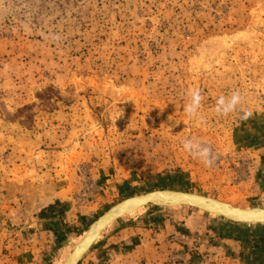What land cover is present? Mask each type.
Returning a JSON list of instances; mask_svg holds the SVG:
<instances>
[{
	"label": "rangeland",
	"instance_id": "obj_1",
	"mask_svg": "<svg viewBox=\"0 0 264 264\" xmlns=\"http://www.w3.org/2000/svg\"><path fill=\"white\" fill-rule=\"evenodd\" d=\"M234 90L246 120L214 112ZM192 136L211 168L184 152ZM156 189L264 209V0H0V264H61L111 206ZM233 223L142 206L86 254L119 224H159L176 239L151 264H264V228Z\"/></svg>",
	"mask_w": 264,
	"mask_h": 264
},
{
	"label": "water",
	"instance_id": "obj_2",
	"mask_svg": "<svg viewBox=\"0 0 264 264\" xmlns=\"http://www.w3.org/2000/svg\"><path fill=\"white\" fill-rule=\"evenodd\" d=\"M140 205H187L199 208L209 214L221 217L234 223H238L240 225L251 227L264 226V209L256 207L243 208L201 193L191 191L156 189L132 195L111 206L89 227L88 233L91 235V240L87 241V238H85L83 242L80 243L79 248L75 251L72 261L69 264H79L86 252L96 242L99 236L110 226L117 216L127 214ZM100 219L103 221L98 226H95V224L100 221ZM98 232H100L98 237L94 238Z\"/></svg>",
	"mask_w": 264,
	"mask_h": 264
},
{
	"label": "crops",
	"instance_id": "obj_3",
	"mask_svg": "<svg viewBox=\"0 0 264 264\" xmlns=\"http://www.w3.org/2000/svg\"><path fill=\"white\" fill-rule=\"evenodd\" d=\"M110 231L80 264H151L156 254L157 259L165 255V240L175 244L176 239L159 224H119Z\"/></svg>",
	"mask_w": 264,
	"mask_h": 264
},
{
	"label": "clouds",
	"instance_id": "obj_4",
	"mask_svg": "<svg viewBox=\"0 0 264 264\" xmlns=\"http://www.w3.org/2000/svg\"><path fill=\"white\" fill-rule=\"evenodd\" d=\"M187 102L183 111L189 120H193L197 125H202L204 117L200 115L204 96L199 88H189L186 91ZM244 97L239 90H234L228 95H220L215 101L214 112L217 116L228 117L232 114L238 115L239 119L246 120L252 113L243 107ZM185 153L193 159L200 161L205 167L211 168L217 155L207 142H202L198 137H185L181 141Z\"/></svg>",
	"mask_w": 264,
	"mask_h": 264
},
{
	"label": "trees",
	"instance_id": "obj_5",
	"mask_svg": "<svg viewBox=\"0 0 264 264\" xmlns=\"http://www.w3.org/2000/svg\"><path fill=\"white\" fill-rule=\"evenodd\" d=\"M233 225H234V228L236 229H241V227L242 226H240V224H238V223H233ZM246 226V225H245ZM255 228H261V229H263L264 228V226H257V227H255ZM238 236H235V235H230V234H224V235H222L221 237H231L232 239H238L239 238V234H237ZM256 240H260L259 242H255V243H252V246L254 247V249H258V248H260V247H262V248H264V237L262 236V237H259V238H257ZM261 242V243H260Z\"/></svg>",
	"mask_w": 264,
	"mask_h": 264
},
{
	"label": "bare ground",
	"instance_id": "obj_6",
	"mask_svg": "<svg viewBox=\"0 0 264 264\" xmlns=\"http://www.w3.org/2000/svg\"><path fill=\"white\" fill-rule=\"evenodd\" d=\"M142 206H145V205H140L139 207H137L136 209H138V208H140V207H142ZM147 206V205H146ZM136 209H134V210H136ZM134 210H132V211H134ZM131 212V211H130ZM103 220L102 219H100V221H98L96 224H95V226H98L101 222H102ZM89 229L87 230V232L84 234V236H83V238L76 244V247H75V251L79 248V245H80V243H82L83 242V240L85 239V238H87V241H90L91 240V235H89ZM100 232H98L97 234H96V236H94V238H97L98 237V234H99ZM94 238H93V240H94ZM92 240V241H93ZM92 243V242H91ZM75 253V252H74ZM74 255V254H73ZM73 255L71 256V257H69L66 261H64L63 263H61V264H69L71 261H72V258H73Z\"/></svg>",
	"mask_w": 264,
	"mask_h": 264
}]
</instances>
